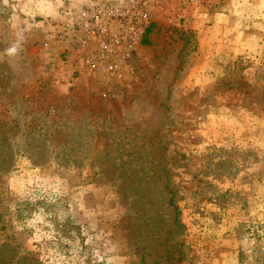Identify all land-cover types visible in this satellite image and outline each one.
I'll return each mask as SVG.
<instances>
[{
  "label": "rangeland",
  "instance_id": "1",
  "mask_svg": "<svg viewBox=\"0 0 264 264\" xmlns=\"http://www.w3.org/2000/svg\"><path fill=\"white\" fill-rule=\"evenodd\" d=\"M0 264H264V0H0Z\"/></svg>",
  "mask_w": 264,
  "mask_h": 264
},
{
  "label": "built area",
  "instance_id": "2",
  "mask_svg": "<svg viewBox=\"0 0 264 264\" xmlns=\"http://www.w3.org/2000/svg\"><path fill=\"white\" fill-rule=\"evenodd\" d=\"M103 12L98 11L96 14H94V16H92V20L91 22L87 21V26H86V30L88 32H92L93 34L95 33L94 30H96L98 32L99 35H105L106 34V29L104 27V17L102 15ZM109 17H107V22L109 24V22L113 23H117L119 24L121 27H124L123 25V19L122 14H120V12L118 10L116 11H111L108 13Z\"/></svg>",
  "mask_w": 264,
  "mask_h": 264
},
{
  "label": "clouds",
  "instance_id": "3",
  "mask_svg": "<svg viewBox=\"0 0 264 264\" xmlns=\"http://www.w3.org/2000/svg\"><path fill=\"white\" fill-rule=\"evenodd\" d=\"M8 54L9 55H12L14 52H15V49L14 48H10L7 50Z\"/></svg>",
  "mask_w": 264,
  "mask_h": 264
}]
</instances>
